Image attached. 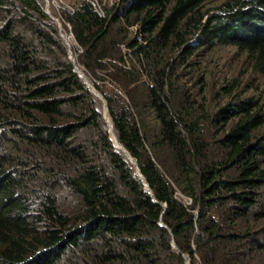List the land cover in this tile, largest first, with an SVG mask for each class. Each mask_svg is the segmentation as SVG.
<instances>
[{"label":"trees","instance_id":"1","mask_svg":"<svg viewBox=\"0 0 264 264\" xmlns=\"http://www.w3.org/2000/svg\"><path fill=\"white\" fill-rule=\"evenodd\" d=\"M38 1L0 0V264H264L260 99L234 96L237 77L212 112L206 87L199 104L177 73L232 46L264 75V0H77L61 12L154 195Z\"/></svg>","mask_w":264,"mask_h":264},{"label":"rangeland","instance_id":"2","mask_svg":"<svg viewBox=\"0 0 264 264\" xmlns=\"http://www.w3.org/2000/svg\"><path fill=\"white\" fill-rule=\"evenodd\" d=\"M39 1L41 2L42 5L40 4ZM39 1L38 3L44 8L45 12L49 14L50 22L55 24L56 26L59 22L61 24L60 26L61 28L59 27V24L57 26L59 27V30L60 29L63 30L64 28V31L68 32L69 36H71L69 39V43H71V50L75 57V62H77V64L81 66V63L78 61L79 58L78 55L81 51H83V49L79 45V43L76 42V39L72 34L71 26L65 24L64 20L61 17V12L63 11L64 7H72L73 3L77 0H39ZM119 1L120 0H93L95 4L100 5V9L103 3L112 5L115 2H119ZM223 1L225 0H210V2L206 4V8L214 9L216 8L217 5H219ZM2 10L4 11V9ZM2 17L3 18L0 19V28L5 27L4 15H2ZM132 31H133L132 33V37H133L136 35V28L135 27L132 28ZM63 39H64V43H66L64 37ZM191 42H195V40H192ZM66 45L68 46V43H66ZM123 50L128 51L126 46H123ZM178 54L179 51L170 50L164 54V59L165 61L170 60L171 62H173L175 60V57L178 56ZM131 56L134 57L133 54H131ZM1 58L2 57L0 56V62H1ZM192 59H193L192 60L193 65H191L192 66L191 69L185 67V65H180L179 68L177 69V73H178V77L179 78L181 77L180 78L181 87L186 89L187 93L189 92L190 95H193L194 99H196V101H198L199 104L202 102L201 88L203 86L206 87L207 97L209 98V103H210V110L212 112L216 110V108H218L220 104L231 101L233 96L224 95L223 93L224 89L221 88L229 84L233 79H236L238 77L239 81L233 90L234 96L236 97L239 96L242 98H244V96H255L256 98L260 99L261 109L264 111V75L254 72V70L251 68V64L248 62L246 57L237 50V48L232 46H218L213 50L199 51L198 56L193 57ZM136 64L139 65L140 62H136ZM87 73L90 75V80L94 84L93 76L89 71H87ZM110 87L112 88L115 87L123 95V92L120 90L119 85L116 84L114 85L113 83L110 85ZM110 87L109 85H107V89H109ZM96 104L99 110L100 109L102 111L104 110V104L102 100L99 103V107L97 101ZM207 126H208L207 132L209 136L208 138L210 139L211 145L214 148L213 150L216 151V144H215L216 142L214 141L213 138L215 132L211 131V127L209 124ZM178 196H180L185 201L190 202V200H188L186 196L184 195L182 196V194L179 192H178ZM62 197H63V201H65L64 202L65 207L68 208L73 199L71 198V196L66 194H63ZM256 238L259 242L261 241L264 242V236L256 237Z\"/></svg>","mask_w":264,"mask_h":264},{"label":"water","instance_id":"3","mask_svg":"<svg viewBox=\"0 0 264 264\" xmlns=\"http://www.w3.org/2000/svg\"><path fill=\"white\" fill-rule=\"evenodd\" d=\"M49 15V14H48ZM59 29V28H58ZM69 52V51H68ZM69 58L70 60L74 63V66H75V71L78 73L79 77L81 78L79 72H78V67L79 65L77 64V62H75V57L73 54H71L69 52ZM78 66V67H77ZM82 81H84L82 79ZM86 83V82H85ZM88 86V85H87ZM92 86L93 87H89V89L91 90L92 94L94 95V93L98 94L102 99H105V102H106V110H107V115L103 114L102 112V116L103 118L106 119V122H107V125L109 126V134H110V138L112 139L113 141V144L115 145V147L124 155L126 156V158L128 159V161L132 164L133 168H134V171L136 173V175L139 176V178L142 180L143 184L145 185V187L147 188V190L149 191L150 194L154 195L152 193V190L149 186V183L145 177V175H142L141 173V170H140V167H139V164H138V161L135 157L131 156L130 152L128 151V149L120 142L119 138H117V135H116V131H115V128H114V122H113V119L111 118L110 116V112H109V105H108V102H107V99L104 97V95H102L98 90L97 88L95 87V85L92 83ZM107 118H109L110 120H107ZM112 130V131H111ZM154 201L155 202H159L155 197H154ZM166 208V205L164 204V209ZM164 212V211H163ZM161 225L165 226L166 224L163 223V221H161ZM172 245L174 248L178 249L177 245H176V242L174 240H172ZM179 250V249H178ZM183 256L185 257L186 261H185V264H191V257L187 254H183Z\"/></svg>","mask_w":264,"mask_h":264},{"label":"bare ground","instance_id":"4","mask_svg":"<svg viewBox=\"0 0 264 264\" xmlns=\"http://www.w3.org/2000/svg\"><path fill=\"white\" fill-rule=\"evenodd\" d=\"M55 21H56V20H55ZM58 24H59V27H60L61 24H60L59 22H58ZM60 28H61V27H60ZM60 31L62 32V29H60ZM61 36L65 38L66 43H68V45H69L70 53L73 54V52H72V50H71V43H69V39H70L71 36H69L68 32H66V31H65V33L62 32V33H61ZM77 67H78V66H77ZM78 72H79L81 78H82L84 81H86V83L88 84V86L93 87V86H92V82L88 80V78H87V76L85 75V73H83V71H82L79 67H78ZM94 94L97 96L98 99H100V100L103 101V104H104V110H103V113H104L105 115H107L105 99H102V98H101L98 94H96V93H94ZM107 117H108V115H107ZM107 120H110V119L107 118ZM111 131H112V130H111Z\"/></svg>","mask_w":264,"mask_h":264},{"label":"built area","instance_id":"5","mask_svg":"<svg viewBox=\"0 0 264 264\" xmlns=\"http://www.w3.org/2000/svg\"><path fill=\"white\" fill-rule=\"evenodd\" d=\"M100 10V9H99Z\"/></svg>","mask_w":264,"mask_h":264}]
</instances>
